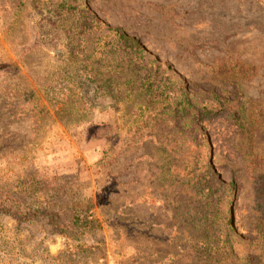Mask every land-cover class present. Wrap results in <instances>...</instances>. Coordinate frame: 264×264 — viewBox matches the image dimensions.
Segmentation results:
<instances>
[{
    "label": "rangeland",
    "instance_id": "rangeland-1",
    "mask_svg": "<svg viewBox=\"0 0 264 264\" xmlns=\"http://www.w3.org/2000/svg\"><path fill=\"white\" fill-rule=\"evenodd\" d=\"M263 175L264 0H0V264H264Z\"/></svg>",
    "mask_w": 264,
    "mask_h": 264
},
{
    "label": "crops",
    "instance_id": "crops-1",
    "mask_svg": "<svg viewBox=\"0 0 264 264\" xmlns=\"http://www.w3.org/2000/svg\"><path fill=\"white\" fill-rule=\"evenodd\" d=\"M94 131L92 132L91 135H89V140L91 141L92 145V152L89 153V158L96 160L99 158V153L98 150L100 149L101 145H105L107 139H109V135H107V131L108 130V126L107 125H97V124H93ZM109 131V130H108ZM148 142H150V140L148 139H144L143 142H135V145L138 146L139 150L141 151L139 154H136L134 157H131L130 160H150L151 156L149 154H146V152H143L142 147L145 146ZM129 144H131V146L134 144L132 143V137H131V141H129ZM154 144V141H153ZM101 150V149H100ZM130 155L129 154H121L120 158H128ZM132 155V154H131ZM130 155V156H131ZM129 185H135L137 186L138 190L136 192H126L125 194L122 193L121 194V190H125L126 186ZM123 187L121 190H118L117 193H115V195L120 196L121 199L123 200L122 203H125L128 205V207H134L138 204L143 205V206H147L149 204H146L147 202H145V199H143L142 197H144V188L140 186L139 181L137 179H129V181L126 182H122L121 184L118 185V187ZM120 189V188H119ZM125 196V197H123ZM142 198V199H141ZM141 199V200H140ZM134 216H137L136 214H133ZM136 222L141 223V224H146L147 220L145 218H135L134 219ZM153 224V223H152ZM149 236L151 237L152 240L154 239H158L157 237L153 236L152 234L149 233Z\"/></svg>",
    "mask_w": 264,
    "mask_h": 264
},
{
    "label": "trees",
    "instance_id": "trees-1",
    "mask_svg": "<svg viewBox=\"0 0 264 264\" xmlns=\"http://www.w3.org/2000/svg\"><path fill=\"white\" fill-rule=\"evenodd\" d=\"M119 38H120V40L125 44V45H127V46H129V48H138V42L135 40V39H133V38H130L129 36H127L126 34H124V33H119ZM147 110V112L151 115V117L153 118V119H155V120H158V116L160 115V113H156L155 111H153L152 110V108H148V109H146ZM139 119H141V115H139V116H137ZM138 118H136L137 120H138ZM132 129H129V131H131ZM140 126L139 127H137L136 128V130L135 131H133L132 133H137V139H140V140H144V139H148V140H150V141H154V142H158V140H160L158 137H157V135L156 134H154V133H148L147 135H141V133H139L140 132ZM131 137H132V135H130ZM133 139L135 138V137H132ZM131 140V139H130ZM139 140V141H140ZM139 141H137V142H139ZM132 143H134V142H132ZM160 145H161V143H160ZM258 191L261 193V192H263L264 191V175H263V177H262V180H261V183H260V185H259V187H258ZM85 217H87V218H85V220L87 221L86 223L87 224H93V223H97V220L96 219H94L93 218V216L92 215H90V216H85ZM89 219V220H88ZM79 222V219H76L75 217L73 218V221H72V224L73 225H76V223H78Z\"/></svg>",
    "mask_w": 264,
    "mask_h": 264
}]
</instances>
